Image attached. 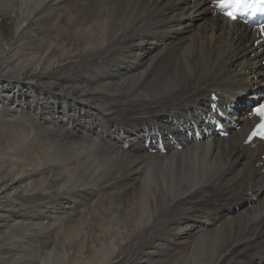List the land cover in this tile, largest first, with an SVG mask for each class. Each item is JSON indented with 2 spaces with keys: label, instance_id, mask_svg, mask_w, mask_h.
<instances>
[{
  "label": "bare ground",
  "instance_id": "bare-ground-1",
  "mask_svg": "<svg viewBox=\"0 0 264 264\" xmlns=\"http://www.w3.org/2000/svg\"><path fill=\"white\" fill-rule=\"evenodd\" d=\"M254 40L211 0H0V264H264V144L184 137L264 93Z\"/></svg>",
  "mask_w": 264,
  "mask_h": 264
},
{
  "label": "snow or ice",
  "instance_id": "snow-or-ice-1",
  "mask_svg": "<svg viewBox=\"0 0 264 264\" xmlns=\"http://www.w3.org/2000/svg\"><path fill=\"white\" fill-rule=\"evenodd\" d=\"M217 6L220 9H226L224 11V16H226L231 21L237 20L238 13H245L248 11L255 12L259 9L261 12H264V0H218ZM260 35L264 36V25L260 27ZM259 44L260 41H257ZM212 99L215 100V95L212 96ZM213 111H215L216 105H211ZM252 115L259 118V124L256 125L255 129L251 132L248 137V142H251L253 138L258 137L261 140H264V103H258V105L251 109Z\"/></svg>",
  "mask_w": 264,
  "mask_h": 264
},
{
  "label": "rangeland",
  "instance_id": "rangeland-1",
  "mask_svg": "<svg viewBox=\"0 0 264 264\" xmlns=\"http://www.w3.org/2000/svg\"><path fill=\"white\" fill-rule=\"evenodd\" d=\"M206 14H201V15H199V16H196L195 17V19H194V24H195V27H200L201 25H202V23H203V21H204V19L206 18ZM198 19V20H197ZM248 92H250V91H248ZM248 92H245V93H243V94H241V95H239L238 97H237V99L235 100V102H239V104H244V103H246V102H248L249 100H247L246 98H245V96H248L249 94H248ZM253 94V93H252ZM251 100V99H250ZM88 150V152L90 151L89 149H87ZM151 154V153H150ZM68 155H63V156H57L56 157V159L55 160H57V161H59V162H61L62 160H63V158L64 157H67ZM261 155H259V157H260ZM263 156L264 155H262V158H263ZM259 157H257L258 159H259ZM263 160H264V158H263ZM258 161V160H257ZM106 164V163H105ZM105 164H104V162L101 160V161H99V166L100 167H102V168H105L106 166H107V164H106V166H105ZM187 246L189 247L190 246V244L188 243L187 244ZM256 250H260L259 248L258 249H256ZM261 251V250H260Z\"/></svg>",
  "mask_w": 264,
  "mask_h": 264
}]
</instances>
